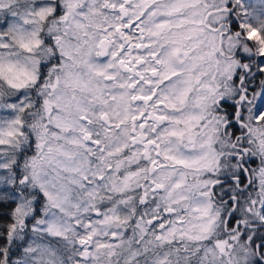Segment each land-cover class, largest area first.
<instances>
[{"label": "clouds", "instance_id": "obj_1", "mask_svg": "<svg viewBox=\"0 0 264 264\" xmlns=\"http://www.w3.org/2000/svg\"><path fill=\"white\" fill-rule=\"evenodd\" d=\"M37 2L51 8L58 3L61 15H66L67 19L53 16L41 21L33 14ZM71 2L73 6L69 8V0H0V24L7 22L6 28L0 30V66L3 67L0 74V140L4 141L0 144V200L13 205L8 212L10 220L0 219V237L6 238V241L0 240V251L5 252L0 257V264H256L257 260L264 264V258L251 247L248 240H232V230L221 223V217L227 221L229 214L235 211L242 224L238 237L244 229H248L250 235H256L264 228V222L256 215L264 212L261 205L264 186L261 185L259 172L264 168V155L258 151L260 138L248 130L256 125L245 121L248 128L239 131V136L249 141L245 145L247 151L242 154L234 150V145L240 147L237 141L230 135L225 136L221 128L215 134L213 150L209 153L215 160L210 170L195 172L170 166L151 171L150 162L142 155V145H132L124 128L105 132L104 122L98 117L101 111L111 114L117 110L111 101L112 95L119 97V94L127 93L130 100L132 95L151 94L159 77H151L150 69L157 67L163 71V68L155 64L150 54L155 51L159 58H166L170 46H160L165 43L162 37L152 48L133 49L132 57H144V63L137 65L135 70L143 74L144 81L151 80L152 85L140 82L135 89L120 88V84L126 85L138 79L134 73L126 71L119 61L128 60L130 43L141 42L137 35L139 28L145 29L142 42H151L147 31L151 24L144 23L148 20L147 15L144 21L137 24V28L124 33L132 37L131 41L122 39L120 33L115 31L117 25L137 21L136 5L140 0H128L125 5L127 15L120 12V5L125 0ZM172 2L156 0L150 10ZM216 2L219 3V0ZM207 3L211 5L213 0H207ZM111 5L116 7L112 8ZM190 11L184 15L187 16ZM244 12L248 13L249 18H256V27L264 28V0H239L235 14L242 16ZM154 19L159 22L162 18L157 16ZM208 19L211 22L212 18ZM187 27L191 25H186L185 29ZM105 38L107 42L101 44ZM34 40H39L40 44L32 46L31 51L21 46ZM188 43L190 45L191 41ZM121 44L125 45L124 49H121ZM113 53L117 55L114 57ZM183 59L181 56L174 61V67L183 75L161 84L157 98L162 94L171 96L170 84L190 74L186 69L191 66V60L180 63L179 60ZM10 67L14 71L29 73L35 81L27 80L23 86L13 87L9 83L12 79V73L8 71ZM201 71L207 72V75L201 78L199 84L193 82V91L181 111L162 110L169 120L159 127L149 122L150 127L143 130L149 139L159 137L165 129L170 130L171 120L201 111L195 98L205 94L203 85L213 83V75H216L217 81L220 79L214 65L209 67L205 63L194 74ZM99 72L114 79L106 80L98 75ZM76 79L88 87L74 86L72 81ZM97 89L99 91H93ZM101 92L104 99L109 101L107 106L96 98ZM45 100L49 101L51 112L45 107ZM76 101L81 102L93 120L92 125L85 127L89 128L94 139L101 140L100 145L84 141L78 119L81 113L76 111ZM69 103L72 105L70 111L57 109V105L67 108ZM208 104L209 111L213 110L211 101ZM130 106L136 112L153 111L152 105L142 102H132ZM60 117L72 122V127L58 128L56 122ZM153 127L156 128L155 132L151 130ZM210 127L193 129L195 146L189 143L187 137L181 143L165 133L164 139L158 141L161 145L159 151L163 154L165 149H171L172 154L177 156L208 151L206 147L201 150L200 145L210 134ZM9 131L14 134L9 136ZM168 140L172 141L171 144L166 142ZM126 143V151L108 156V152ZM132 153L137 155L131 165L125 163L117 170V162H126ZM153 158H157L155 151ZM252 160L257 162L255 167L250 165L245 168V163ZM34 161L39 162L40 166L34 168ZM161 162L171 165L170 161H163L162 158ZM108 165H111V172ZM140 168L146 171L134 179L125 192L113 190V184H119L128 171ZM242 169H247L243 173L248 176L243 188L239 183ZM34 171L38 174V182L33 180ZM163 173L172 174L166 187L152 191L154 182H160ZM100 175L104 176V180L95 178ZM24 176L28 179L21 183ZM85 176L88 179L85 180ZM182 176L183 187L173 190L172 185ZM221 177H227L234 183L225 188ZM40 184L53 194L56 198L54 202L43 197ZM217 186H220L219 191L213 192ZM226 191L231 194L228 199L235 197L230 207L225 199ZM169 192H173L171 198ZM205 192L212 195L205 196L202 194ZM141 198L144 203H141ZM29 201L30 207L24 209L26 215L16 212L17 208ZM201 205L210 206L211 214L216 216V224L207 239L189 240L187 235L196 234L193 225L203 222L194 210ZM37 207L39 214L36 213ZM168 208L172 211H166ZM97 211L100 212L99 216L95 215ZM105 215L112 219L105 222ZM116 217H119V222ZM149 219H158L159 223L165 224V228L161 229L159 223L155 227L149 225ZM51 223L58 226L60 235L49 231ZM11 225H15V229L9 239L7 233ZM173 229L174 234L169 235ZM113 232L117 234L115 243L111 239ZM182 233L185 235L182 236ZM89 235L92 236L90 240ZM157 236L161 239L157 240ZM218 239L226 240L230 245L223 253L215 247ZM81 240H87V243L81 244ZM101 244L113 246L99 247Z\"/></svg>", "mask_w": 264, "mask_h": 264}, {"label": "snow or ice", "instance_id": "obj_2", "mask_svg": "<svg viewBox=\"0 0 264 264\" xmlns=\"http://www.w3.org/2000/svg\"><path fill=\"white\" fill-rule=\"evenodd\" d=\"M120 5V12L122 15H127L126 3ZM156 3V0H140L136 5L138 12L136 13L137 21H129L123 25H117L115 31L120 33L121 38L131 41V36H126L124 33L132 28H137V24L140 21H144V17L147 15L148 20L144 21L145 24H151V27L147 29L149 37L151 38L150 43H143L144 40L143 32L144 28H139L137 35L141 42L130 43L128 45V60L121 59L119 61L120 65L128 72L134 73L138 78L136 81L130 82L128 84H120V88H130L135 89L137 84L140 82L147 83L149 86L152 85L151 80L144 81L143 74L136 71V66L144 63L143 56L132 57L131 52L133 49L139 50L142 48H152L155 43H158L163 37L165 43L160 46L162 48L170 46L168 52L166 53V58H159L158 53L151 52V57L156 65L163 68L160 71L157 67H152L150 69L151 77H159L156 82V86L152 88L151 94L145 95H132L130 100L127 99V93L111 96V101L114 102L116 111L111 114L108 111H101L99 114V119L104 122V131L110 132L113 128L120 130L125 129V134L132 145L141 144L144 151L142 153L143 157L148 160L152 166L151 171H157L158 169H166L168 167H178L183 169H188L195 172H200L204 170H210L212 165L215 163L214 158H212L209 153L213 150V140L215 134L223 128V134L225 136H231L232 139L237 141L240 147H236L234 150L237 153H244L247 151L245 145L249 143L242 136L236 135V131H241L248 128V124L245 121H249L256 125L255 128H249L251 134H255L260 138L258 144V151L260 154L264 155V107L257 106L254 101L257 99V94H253L252 99L248 97V86L247 82L249 78H255V73L252 72V68H256V72L264 75V28H258L255 26L256 18H249L248 13L244 12L241 15H236V7L239 4V0H213V3L209 5L207 0H173L172 3L163 5V7H156L154 10H150L152 6ZM73 6L71 0H69V8ZM115 8V5H111ZM189 9L190 11L187 16L184 15ZM41 21L46 20L53 16H61L62 20H66V15H61V9L57 3L55 8L43 7L39 2L36 4V10L33 13ZM157 16L162 19L156 22L154 18ZM165 17L167 19H165ZM176 17L178 19H171ZM209 17H211V22H209ZM186 25H191L187 27ZM234 25V27H233ZM123 29V31H122ZM175 29V30H174ZM189 41L191 44L189 45ZM107 39L101 41V44H105ZM40 41L34 40L29 43L21 44L22 47L31 51L32 46H39ZM121 49L125 48L124 44L120 45ZM203 49V50H202ZM192 53H196L193 55ZM117 54L113 53L115 57ZM183 56V60H179L180 63H184V60L190 59L191 66L186 69L188 76L182 80H178L175 83L170 84L169 91L172 93L171 96L162 94L157 98V91L160 85L173 81L176 77L182 76L183 73L176 70L174 67V61L179 57ZM247 59V62L244 60ZM134 61V62H133ZM207 63L209 67L215 66L216 73L219 75L220 79L217 81L216 75L212 76L213 83H206L203 85L204 95L195 98L196 105L201 109L199 113L188 114L182 118H176L170 121L172 125L171 129H165L159 137L149 139L145 133L144 129L149 128V122H153L157 127L164 122L168 121L169 117L166 114H162V110L179 112L181 107L185 105L188 101V97L193 91V82L196 84L200 83L203 76L207 75V72L201 71L199 74H194L196 69L200 68L203 64ZM12 73V79L9 83L13 87L23 86L27 80L35 81V78L27 72L14 71L11 67L8 69ZM3 73V67L0 66V74ZM98 75L104 76L106 80L114 79L111 75H106L103 72H99ZM24 77V79H21ZM14 81H19L15 83ZM237 81L238 85L237 86ZM72 84L77 87L87 88V85H82L81 82L76 79L72 81ZM183 85V87H178V85ZM213 84L215 86H213ZM93 91H99L93 90ZM261 99H264V80L260 81V92L258 93ZM100 100L101 104L107 106L109 101L105 100L103 93L101 92L99 96L96 97ZM75 100V97H73ZM208 101H211L212 109L209 111ZM132 102H142L145 105H152L153 111L151 112H136L130 105ZM154 102V103H153ZM45 107L52 111V107L48 100L44 101ZM72 105L69 103L68 107L57 105L59 111H70ZM76 111L81 113L78 117L80 121L81 134L83 139L88 144L100 145L101 140L99 138H93L92 132L85 125H92L93 120L89 118L86 109L82 106L80 101H76L75 104ZM23 110V109H22ZM58 128H70L72 127V122L64 119L63 117L58 118L56 122ZM210 127V134L207 139L200 145L201 150L205 147L208 151H201L200 154H193L191 156H177L172 154L171 149H165L163 154L159 151L161 145L158 141L163 140L165 133L168 137L175 138L178 142H183L185 137H187L189 143L195 146L196 141L194 139L193 129L198 127L208 128ZM130 127V132L128 128ZM139 129V131H138ZM153 132L156 128L151 129ZM231 130V133H229ZM14 133L9 131L8 135L12 136ZM97 133V137H98ZM171 144V140L166 141ZM4 143L0 140V144ZM128 144H124L122 147L117 146L114 151L108 152V156H115L123 151H126ZM103 151V149H101ZM153 151H155V156L153 158ZM195 151V147H193ZM137 155V153H132L128 160L118 161L117 170L124 166L125 163L131 165L132 159ZM170 161L171 165L161 162ZM235 158V157H234ZM39 162L34 161L33 167H39ZM247 169L241 170V178L239 183L242 181V173ZM108 171L111 172V165H108ZM146 171L143 168L138 170L128 171L127 175H124L123 180L119 184H113V190L116 192L123 193L127 190L131 182L136 179L142 172ZM261 176V185L264 186V168L259 170ZM171 173H163L160 178V182H154V187L152 191L158 189H164L166 187V182L171 178ZM98 180H104V176H96ZM28 179L24 176L21 179V183H24ZM38 174L33 172V180L38 182ZM84 179H88L86 176ZM110 179H113L110 177ZM207 183V182H206ZM184 185L183 176L180 180L176 181L172 188L173 190L180 189ZM42 190L43 197L47 198L49 201H55V197L52 193L45 189L43 184L39 185ZM214 192V189H213ZM205 196H210L212 193H202ZM147 195V193H145ZM173 192H169L168 196L171 198ZM235 197L230 199L234 200ZM141 203H144V199L141 198ZM255 204V201L252 202ZM229 207L231 206L229 201H227ZM31 201L27 204L21 205L20 208L16 209L17 213L25 214L24 209L30 207ZM262 209H264V200H261ZM199 213V219L203 222L197 225H193L196 234L187 235V239L200 241L207 239L212 233L213 227L216 224V216H213L210 212L209 205H201L200 207L194 209ZM166 211L171 212L172 209L168 208ZM40 209L36 208V213L39 214ZM96 216L100 215V212L95 213ZM230 217L235 218L237 216L235 211H232ZM260 221L264 222V212L256 214ZM111 217L105 215V222L111 220ZM119 222V217H116ZM154 221L156 223H154ZM149 225L153 227L159 223L158 219H149L147 221ZM175 223V222H173ZM222 225L226 226L227 229L231 231L232 240L240 239L248 240L253 249H257L260 256L264 258V237H259L256 235H250L248 229H244L243 233L238 237L237 233L241 232L242 224L240 217L236 219V226H232V221H224L221 217ZM161 229L165 228V224L159 223ZM15 229V225H11L8 229V238H12V232ZM49 231L55 232L56 235H60L59 228L56 224L51 223L49 225ZM175 229H173L169 235L174 234ZM185 235L182 233V236ZM92 238L89 235L88 239ZM255 238L261 239V244L257 247L255 245ZM3 237H0L2 240ZM112 241L117 239V234L112 233ZM157 240L161 239L160 236L156 237ZM211 243V240L208 241ZM81 244H86L87 240H81ZM112 244L104 245L101 244L99 247H112ZM230 246L228 241L223 239H218L215 243V247L220 250L221 253L225 251V248ZM2 247V244H0ZM5 252L0 251V257H3ZM259 264V261H256Z\"/></svg>", "mask_w": 264, "mask_h": 264}, {"label": "rangeland", "instance_id": "obj_3", "mask_svg": "<svg viewBox=\"0 0 264 264\" xmlns=\"http://www.w3.org/2000/svg\"><path fill=\"white\" fill-rule=\"evenodd\" d=\"M7 26V22L3 23V24H0V30H3L4 28H6ZM244 62H247V59L244 60ZM264 66V65H262ZM252 72L255 73V78H249V81L247 83V86H248V97L249 99H252V96L253 94H257V99L254 101V104H256L257 106H261V107H264V99H261L258 95V93L260 92V80L259 78L261 79V77H263L264 79V75L262 76L261 74L257 73L256 72V68L253 67L252 68ZM262 80V79H261ZM237 86L238 85V81H237ZM240 132L237 130L236 131V135H239ZM256 161L255 160H252V161H249L248 163H245V168H248L250 165L252 167H255L256 165ZM221 181H222V186H224L225 188H227V186L229 184H233L234 181H232L231 179L227 178V177H221ZM242 183H241V187L243 188L245 184H247L248 182V176L244 173H242ZM219 187L220 186H217L216 188H214V192H218L219 191ZM251 185H249V188L251 189ZM231 194L228 193L227 191L225 192V199H227L230 203V205H232V201L230 199H228V197L230 196ZM229 220L232 221V226L235 227L236 226V219H239V216L237 215L235 218L233 217H229L228 218ZM154 223H156L154 221ZM130 234V233H129ZM256 236H259V237H264V228L260 229ZM113 242L115 243L116 240H113ZM261 244V239L259 238H255V245L258 247L259 245ZM254 250H257V249H254ZM13 255H15V253H13ZM259 261V264H262V262L260 260H257Z\"/></svg>", "mask_w": 264, "mask_h": 264}, {"label": "trees", "instance_id": "obj_4", "mask_svg": "<svg viewBox=\"0 0 264 264\" xmlns=\"http://www.w3.org/2000/svg\"><path fill=\"white\" fill-rule=\"evenodd\" d=\"M233 27H234V25H233ZM261 79L264 80L263 77H261ZM261 79L259 78L260 81H261ZM12 206L13 205L10 202L0 200V219L10 220V216L8 215V212L11 210ZM2 240L6 241V238L3 237Z\"/></svg>", "mask_w": 264, "mask_h": 264}]
</instances>
